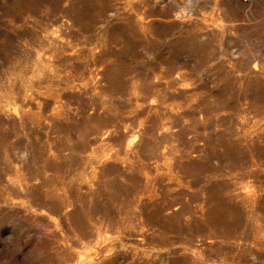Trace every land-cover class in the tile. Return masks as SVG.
<instances>
[{"label":"rangeland","instance_id":"obj_1","mask_svg":"<svg viewBox=\"0 0 264 264\" xmlns=\"http://www.w3.org/2000/svg\"><path fill=\"white\" fill-rule=\"evenodd\" d=\"M0 264H264V0H0Z\"/></svg>","mask_w":264,"mask_h":264}]
</instances>
